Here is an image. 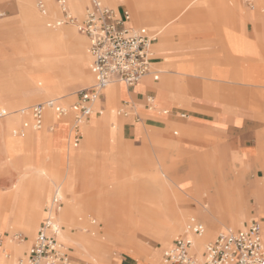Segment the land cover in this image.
Wrapping results in <instances>:
<instances>
[{
    "label": "crops",
    "instance_id": "crops-1",
    "mask_svg": "<svg viewBox=\"0 0 264 264\" xmlns=\"http://www.w3.org/2000/svg\"><path fill=\"white\" fill-rule=\"evenodd\" d=\"M40 1L43 0H38V2ZM101 1L119 12L123 10L130 12L129 9L121 6V4L128 5L132 10L133 18L130 12L131 19L127 24L139 27L135 22H140L154 30L157 40L153 44V49L158 54L166 56L162 60L157 56L154 58V68L159 71L158 79H155L153 75H148L133 87H128L125 83L117 81L105 89L97 99L94 115L83 123L81 128L83 139L80 147L73 143V111L59 119L55 117L54 111L49 109L45 114L42 129L35 130L32 126L33 119L29 109L37 104L30 105L37 99H46L38 102L42 103L54 98L60 106L71 107L78 101L79 91L93 85L95 76L91 69L92 57L88 52V39L84 34L87 40L86 53L88 55V69L85 70L89 79L87 80L85 74L79 75L72 90L91 83L75 92L76 99L71 104H69L71 100L69 95L72 92L68 86L69 82L64 88L54 89L45 86L42 89L41 81H38L40 79L39 68L32 65L31 58L28 56L19 55L20 60L23 61V68L0 74V110H6V114L0 116V150L2 149L1 152L7 151L10 157L18 159L17 165L12 168L14 175L11 178L17 173L16 170L28 174V178L22 179L18 184V192L24 191L22 197L24 207L22 209L26 212L30 205L41 206L43 204L44 212L40 210V214L43 212V216L40 219L37 232L48 216L46 202L53 198L56 190L59 191L64 201L72 199L71 195L62 192L59 185L53 186L57 176L61 179L70 177V175L73 179L80 178L82 165L92 158L98 147L104 151L102 165L98 163L99 166L93 169L94 174L91 172L87 182L85 181L90 185L86 194L91 197L96 195L105 198L110 203V211H113L118 196L129 193L122 185L126 188L137 186L141 198L159 199L166 194L167 180L178 176L175 174L176 169L173 163L167 162L166 150H169L171 146L179 150L198 151L199 159L202 162L200 167L192 168L187 172L193 178V187L187 186L185 181L178 183L181 193H186L191 198H194L196 194L198 195L197 201L204 202V198L207 197L202 198L201 193L207 191L214 194L216 201V183L213 187L206 188L200 169L211 168V172L215 174L219 161L216 155L221 151L225 154L223 160L229 165L241 166L243 162L249 160L250 153L253 152L249 146L255 145L256 150L257 137L264 136V92L261 97V106H258L257 109L251 106V100L255 101V98L249 96V90L253 95L256 93L259 95L257 90L264 87V0H251L253 7L249 5V0H216L218 4L230 1L234 8L225 10L226 17L221 26V37L211 38L210 34L205 33L201 39L197 36L193 37L194 31L186 25L196 15L204 14V8L211 2L210 0ZM243 1L250 9H245ZM227 13L237 14L236 26L230 24L232 16ZM177 22H180L179 25L176 24ZM19 25V20L12 21L7 25L12 31L11 39L21 37L20 32H15ZM177 32L182 33V38H178L179 40L175 42L171 38ZM195 38L200 39L201 47L206 49L196 61L193 56L198 55L199 45L196 44ZM232 41L233 44L230 43ZM156 63L163 64V67H155ZM220 81L230 82L231 86H240L232 89L234 91L230 93L231 102L219 100L218 92L212 89L211 84ZM208 89H210V93ZM13 95H18V98L13 99ZM238 96L244 97L241 99ZM149 99L153 100V103H150ZM127 102L130 103L129 106H126ZM117 103L120 104L114 107ZM153 104L154 108L151 109ZM125 106L128 115L119 112ZM112 115L116 117L113 118ZM128 118H132L133 121L130 122ZM171 118L172 121L169 120ZM24 122L29 123L25 128V133L23 135L15 133V130ZM223 122L227 124L225 130L238 129V134L228 140L225 135L217 133L214 127L216 128L217 124ZM174 125L181 129L180 136H178V130L173 131L174 136L171 134L170 127ZM51 127L53 130H50ZM218 127L222 128L221 125ZM250 138H254V143L251 145L246 142ZM142 139H146L144 143V149L147 147L146 155L149 147L154 150L157 148L160 152H154L155 159L151 169L144 168L148 172L146 179L136 182L134 180L135 167H133L135 163L130 164L131 157H129L132 154L131 146L126 141H142ZM231 140L238 142L244 148L241 149L237 144L230 143ZM112 141L116 142L117 147L115 144H111ZM258 150L264 151L260 148ZM133 156L136 162L140 158L138 155ZM113 165L122 171V175L116 180L110 181V170L108 169ZM47 168L51 172L49 175L40 174L42 169ZM11 178L0 179V217L6 209L4 194L5 189H9L7 183ZM62 204L63 202L60 205ZM238 205H240L239 212L243 226L227 227L221 229L219 233L244 229L253 221H264V211L259 210L257 214L249 216L245 199H241ZM231 206V211H235L236 205L232 204ZM57 215L59 221L60 206ZM222 215L224 216L222 213L212 214L213 221L206 224L212 232V239L215 236L214 229L222 228L219 221ZM191 217L202 222L194 215L189 218ZM59 227L61 228L60 224ZM102 227L105 228L104 225ZM4 233L9 234V230L5 228ZM179 236L174 237L170 246L163 251V255L167 249L173 246L175 239ZM25 238L27 237L20 234L16 236V240L22 245V247H17L19 252H22V256L18 255L21 256L18 261L28 255L33 244L32 241L26 250L25 246L28 241ZM0 239L2 240V236ZM99 242L105 247L107 255L104 257V264L114 262V254L116 255L119 247L142 260L139 264H165L163 255L160 254V261L155 257V254L160 252V248L152 247L153 252L150 259H147L137 256L134 251L116 243ZM206 244L194 243L195 249L192 252L197 258H202ZM3 251L11 253L8 246L3 247ZM18 261L15 264H18ZM89 263L91 264V262Z\"/></svg>",
    "mask_w": 264,
    "mask_h": 264
},
{
    "label": "bare ground",
    "instance_id": "bare-ground-1",
    "mask_svg": "<svg viewBox=\"0 0 264 264\" xmlns=\"http://www.w3.org/2000/svg\"><path fill=\"white\" fill-rule=\"evenodd\" d=\"M46 2L48 3L49 11H46L43 15L38 12V8L37 5L34 4V0H24L20 14L21 24L19 25V27L22 28L23 36L19 39V42L13 44V47L15 48V53L28 56L31 58L32 63H36L40 72L39 75L42 89L45 86L59 89L58 87L64 88L65 85H67L66 83L69 82V79L77 82V77L79 75L85 74L87 76L85 70L86 62L88 61V55L86 53L87 40L79 31L77 23L57 25L56 21L60 18L61 12L59 5L56 0H46ZM67 3L70 13L76 18L77 22L84 18L83 16L86 11L85 8L89 5L90 0H67ZM250 6L253 7V5ZM233 41L230 43L233 44L235 42ZM68 54L72 55V58L74 59L73 63L70 62V59L69 61L66 59V55ZM88 79L89 77L87 76V80ZM114 82L117 81H113L108 84L103 89L102 93ZM96 103L97 101L93 103V114L91 117L95 113ZM153 108L154 104L151 106V109ZM48 110H46V112ZM83 123L81 124L80 129L82 128ZM50 130H53V127H51ZM72 134L74 137L73 129ZM253 154L255 155V153ZM216 156L219 158L217 170L220 174L216 178V181H212L211 183L213 185L216 183L217 200H214V194L207 191L204 192V194L209 198V203L204 204V208L211 215L214 213H222L225 215V212H227V216L222 215L219 218V221L226 227L237 228L243 226L241 213L239 212L240 205L238 204L241 199H245V192L250 189L249 187L244 186L245 183H243V181L239 182L235 175L233 176L234 179H230L228 175L224 176L223 173H225V168H222V162L225 165L228 163L223 160L225 154L221 151L218 152ZM143 170L145 169L143 168ZM110 171H112L114 175H119V169H117L115 165L112 166ZM16 172L15 176L9 179L7 183V186L9 187L7 190H9L10 194H4L6 200H15L18 206V214L12 222V230L4 246L10 247L12 253L4 255L2 253L0 255V264L16 263L18 255H22V252L20 253L17 247H22V245L14 239V231L21 227L28 236L26 239L28 241L26 246L29 245L30 241L34 238L37 232L40 219L44 212L43 204L41 206L35 204L32 206L30 205L26 212L22 209L24 207L22 200L24 191L18 192V184L22 181V179L28 178V174H24L22 171L17 170ZM144 172L147 176V171ZM50 173L51 172L48 168L40 171V174L42 175H49ZM80 181V178L73 179L71 175L70 177L68 176L64 179L57 176L55 186L59 185L62 192L66 195H71L72 199L62 201L63 204L60 205L59 221L57 215L59 206L52 207V210L58 224L61 226L58 233V240L62 242L63 239L65 243L70 244V246L74 248L77 254L87 258V260L92 262V264H104V257L107 256L105 247L99 241L123 245L132 243L135 233L131 231L134 227L158 240L161 247L166 245L169 246L174 237L182 235L184 232L185 225L187 223V214L185 213L184 215H180V211L182 210L177 207V202L182 200L180 189L178 188V183L182 181L181 179H176L174 177L172 179H168L167 187H165L166 194L161 196L159 199L141 198L138 194L139 188L137 186L126 188V186L122 185L131 195L127 197V200L123 198L124 193L120 194L118 197L120 199V209L124 211L120 216L117 213L115 214L116 228L114 231L109 230L108 225L110 224V218L104 216L102 209L97 205L96 201H94L92 197L86 196L83 198ZM203 181L206 188L213 187L212 184L205 181L204 177ZM27 185H29V183H27ZM258 190L261 191V189ZM262 191L264 193V188ZM51 201L52 199L46 202V206L50 205ZM232 204L236 205V210L233 212L231 211ZM40 210L43 211L42 214H40ZM88 215L94 216L90 223L86 220ZM83 217L85 218V221H80V218L83 219ZM199 217L204 220V217ZM96 218L98 219V223L94 224L96 222ZM5 220H7L6 213L3 212L0 217V225ZM206 224L205 232L201 236H195L194 243H201V245H203L212 240V232ZM77 225H79L82 230L73 231ZM102 225H105L106 229L102 228ZM4 258L10 259L6 262L3 261ZM68 263L69 260L65 264Z\"/></svg>",
    "mask_w": 264,
    "mask_h": 264
},
{
    "label": "built area",
    "instance_id": "built-area-1",
    "mask_svg": "<svg viewBox=\"0 0 264 264\" xmlns=\"http://www.w3.org/2000/svg\"><path fill=\"white\" fill-rule=\"evenodd\" d=\"M57 3L61 17L56 24L77 23L79 31L88 39L95 81L91 87L79 91V99L71 107L60 106L54 99H50L33 105L29 111L35 129H41L44 125L48 109H52L59 119L73 111V140L74 145L78 146L82 138L80 126L93 114V103L108 84L118 81L133 87L148 75L158 79L159 71L154 69L153 49L157 36L146 27L129 26L127 23L131 14L128 10L119 12L101 0H92L86 8L84 18L77 22L70 13L66 0H57ZM248 3L252 5L251 0ZM37 6L42 13H46L43 1L38 2ZM149 101L153 103V100ZM129 105L127 102L126 106ZM126 106L119 112L128 115ZM5 114L6 110H0V116ZM28 124L24 122L15 133L23 135ZM62 200L63 197L56 190L52 203L47 205L48 216L41 224L28 255L20 259L18 264L67 263L69 254L58 240L60 227L52 210L53 205L60 206ZM204 232L205 225L202 222L195 217L189 218L184 233L164 252V263L264 264V221H253L244 229L218 233L205 245L202 258H197L192 252L195 249L194 237L201 236Z\"/></svg>",
    "mask_w": 264,
    "mask_h": 264
},
{
    "label": "rangeland",
    "instance_id": "rangeland-1",
    "mask_svg": "<svg viewBox=\"0 0 264 264\" xmlns=\"http://www.w3.org/2000/svg\"><path fill=\"white\" fill-rule=\"evenodd\" d=\"M44 3L46 4V11L48 10V3L46 2V0H43ZM211 2L204 8V14L201 13L200 15H196L195 17H193V19L187 23L186 26H188L189 28H191L194 32H193V37L197 36L200 39L202 38V36L206 33V34H210L209 36L211 38H218L221 37V26L224 23V18L225 13H226V9L228 8H234V5L232 3H230V1H225L224 4H218L216 2V0H210ZM24 2V0H0V74L3 73H7L9 71H16L23 68V61L20 60L21 57H19L20 54L15 53V48L13 47L14 43L19 42V39L23 36V31L22 28L18 27L17 29H15V32H20L21 37L17 38V39H11L10 35H11V29L7 26L8 24H10V22L12 21H16L19 20L21 22L20 19V14H21V7H22V3ZM38 0H34V4L37 5ZM244 7L245 9H248L249 7L246 5L245 1H243ZM35 5V7H36ZM122 7H125L127 9L130 10L131 14H132V18H133V13L132 10L129 8L128 5L123 4L121 5ZM38 8V6H37ZM36 8V9H37ZM250 9V8H249ZM208 10V11H207ZM38 12H40L41 14L44 15V13H42L39 8H38ZM238 12V11H237ZM243 12V11H242ZM251 12H253L251 10ZM227 15L232 16L231 22L230 24L232 26H236L237 25V14H229L227 13ZM134 21V19H133ZM180 22H177L176 24L179 25ZM21 24V23H20ZM135 24L139 27H146L151 33H154L153 30L149 29L147 26H145L144 24H140V23H136ZM183 31V30H182ZM182 33H175L172 36V40L173 41H177L179 40L178 38H182L181 35ZM208 36V37H209ZM195 38L196 44H198V55L193 56L194 61H196L198 59V56H200V54L203 53L204 50H206L205 48H202V41ZM155 52V50H154ZM174 54V53H173ZM171 54V55H173ZM154 56H157L159 58L164 59L166 55H162V54H158L157 52H155ZM66 59H70V62H74V59L72 58L71 54L66 55ZM225 62V61H224ZM32 65H34L35 67H37L36 63H32ZM225 66V65H223ZM155 67L157 68H162L163 64L161 63H156ZM86 69H88V64L86 62ZM155 69V68H154ZM90 70V69H89ZM161 77V75H160ZM38 81H41L40 79H38ZM68 86L71 89L70 92H72L69 96L71 98L69 104L73 103L76 99L75 96V92L87 85H82L79 86L77 88H73L74 86V81L72 79L68 80ZM235 84V83H234ZM45 85V82H44ZM213 86V90L218 92V99L222 100V101H229L231 102V95L230 93L237 87L240 86H236L233 85L230 82L227 81H220L217 83H212L211 84ZM259 95H253L252 91L249 90L250 93V98L254 97L255 101L251 100L252 106L254 109H257L258 106H261V100H262V94L264 92V87L260 88L259 90ZM208 92L210 93V89H208ZM240 95V94H239ZM244 96H238V98H243ZM18 98V95H13V99ZM48 99V98H47ZM238 99V100H241ZM46 99H37L36 101L32 102L30 105H33L35 103H38L40 101H43ZM68 104V105H69ZM120 103H117L114 107L118 106ZM178 106V105H177ZM113 107V108H114ZM113 118H115V115H112ZM124 118V117H123ZM126 119V118H125ZM128 120L130 122H132V118H128ZM170 121H172V118L169 119ZM223 121V120H222ZM221 125L222 128H219L218 126ZM227 124L225 122L221 123V124H217V127L215 129V131L219 134L225 135L227 137V139L229 140L231 137L235 136L238 134L239 130L238 129H226ZM170 132L171 134L174 136L173 131L174 130H178L179 134L178 136H180L182 134L181 129L177 126H171L170 127ZM224 130V131H222ZM222 132V133H221ZM83 136V135H82ZM175 136V137H178ZM82 139L81 138V142L78 145L79 147L82 145ZM258 142H257V149L255 150V145H251L254 143V138H250L247 139L246 142L247 144L251 145L249 146L253 152L250 153V159L247 162H243L241 166H234V165H230L227 163V165H225L222 162V168L224 167V172L223 175H228V177L230 179H234V175L236 176V178L239 180V182L245 183V187H249V191L247 190L245 192V205H246V210L248 211L249 216L250 215H254L257 214L260 211H264V193L262 191V189L264 188L263 182H264V151H259L258 148L260 149H264V136H258L257 137ZM146 139H142V141H131V140H127L126 142H128V145H130L131 147V157L130 159V164H134L133 167L136 168V171L134 172L135 175V181L136 182H140L144 179H146V175H145V170H143V168H150L152 167V163H154V159H155V154L154 152L158 153L160 151H158L159 149L155 148L156 150H154L153 148L149 147V151L146 155V149H144V143H145ZM112 141L111 144H115V147H117L116 142ZM74 143V140H73ZM230 143H235L237 144V146L239 148H244L241 147L239 145V143L234 142V141H230ZM2 150V149H1ZM0 150V179L1 178H11L14 175V171L12 170V168H14L13 166L17 165L18 159L14 158L13 156L10 157L9 153L7 151H2ZM255 153V155L253 154ZM166 154H167V162L172 164L175 166V174L178 176H175L174 178L176 179H181L182 181L187 182V186H192V177L190 175L187 174V172L192 169V168H196V167H200V165L202 164L201 159H199L198 156V151H187V150H179L174 146H171V148L169 150H166ZM133 155H138L140 156V158H138L137 162L134 160V156ZM104 156V151L98 147V149L96 150V152L93 154L92 158L84 163L82 165L81 171H80V184H81V189H82V196L83 198L87 196V189L90 187L89 184H86L85 181L87 182L89 174L92 172V174H94L93 169H95L96 167H98V163L101 164L102 159ZM129 162V159L127 160ZM152 161V162H151ZM137 164H139L140 166H138ZM224 164V165H223ZM102 165V164H101ZM219 165V163L217 162V166ZM112 168V166L109 167L108 170H110ZM138 168V169H137ZM218 167H216V173L213 174L210 170L211 168H201V176L202 179L204 177L205 181H207L208 183L212 184V181H216V178L219 176V172L217 170ZM148 173V172H147ZM122 175V171L119 169V175H114L112 173V171H110L109 173V179L110 181L112 180H116L117 177H121ZM213 185V184H212ZM3 186V184H2ZM53 186H55V184H53ZM52 188V186H51ZM92 189H94L92 187ZM258 189H261V191H259ZM195 190V189H194ZM188 191V190H187ZM9 195L10 192L9 190L5 189V195ZM131 194H123V198H125V200H127V197H129ZM180 195L182 200L177 202V207L180 208L182 211H180V215H184L185 213L187 214L186 216V221L190 216H196L198 219H200L204 224L208 223V222H212L213 221V217L212 215L205 210L204 208V204L209 203V198L204 194V192L201 193L202 198L203 197H207L204 198V202L202 200H198V195L195 194L194 198L189 197L186 193H181L180 191ZM87 197H91V196H87ZM119 197V196H118ZM93 200L96 201L97 205L102 209L103 214L105 217L110 218V224L108 225L109 230L114 231L116 228V224H115V214H119L122 215L124 210L120 209L119 203H120V199L117 198L115 203H114V210L110 211L109 207H110V203L107 202V200L105 198L99 197V196H92ZM5 213H6V218L7 220L3 221L0 225V236H2V240L0 239V250L2 251L3 255L4 254H9L3 251V247L6 244L7 238L10 235L11 232V227L13 226V220L15 218V216L18 214V210L16 209L17 203L16 201H12V200H6L5 199ZM9 209V210H8ZM231 212V211H229ZM228 213L225 212L224 216H227ZM199 216L204 217V220H202ZM92 218H94L93 215H88L86 220L90 223L92 221ZM85 218L83 217V219L80 218V221L84 220ZM85 221V220H84ZM185 221V222H186ZM9 223H11V225H9ZM98 223V219L96 218V222L94 224ZM185 224V223H184ZM222 224V223H221ZM93 225V224H92ZM105 226V225H104ZM102 227V226H101ZM7 228L9 230V234H5L4 233V229ZM103 228V227H102ZM227 228L224 224H222V228H215L214 229V238L216 237V235L219 233V231L221 229ZM78 229H81L80 226L73 229V231H77ZM106 229V226L105 228ZM82 230V229H81ZM131 232H134V239L132 241V243H127L126 245L123 244H118L126 249L132 250L136 253L137 256L139 257H144L147 259H150V255L153 252V248L158 249L160 248V252L155 254V257L158 258L159 260V256L161 254V256L163 255V251L165 250L166 246H162L159 243L158 240H156L153 237H150L149 235L145 234L143 231L138 230V228L134 227L132 229ZM22 235L23 237H27L26 232L19 227L18 229H16L13 233V237L16 240V236L17 235ZM25 238V239H27ZM213 238V239H214ZM17 241V240H16ZM33 239L30 241V244L26 246V250L29 248V246L31 245ZM63 242V243H62ZM62 244L65 247V251L68 252L69 254V263L68 264H90L89 260H87V258L80 256L79 254L76 253V251L74 250L73 247L70 246V244L65 243L62 239ZM171 244V242H170ZM169 244V246H170ZM151 246V247H150ZM25 250V251H26ZM118 251L116 252V255L114 254V262L112 264H139V262H141L142 260H139L137 258H135L133 255H131L130 253L126 252L124 249L122 248H118ZM162 252V253H161ZM12 253V251H11ZM10 253V254H11ZM22 256V255H21ZM16 259V263L19 259V257ZM10 258H4L3 261L8 262ZM160 261V260H159ZM92 264V262H91ZM94 264V263H93Z\"/></svg>",
    "mask_w": 264,
    "mask_h": 264
}]
</instances>
